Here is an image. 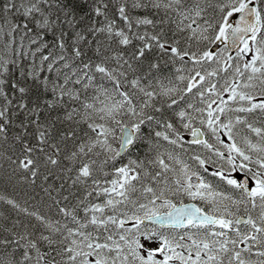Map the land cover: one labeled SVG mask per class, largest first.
<instances>
[{"label":"snow or ice","instance_id":"snow-or-ice-1","mask_svg":"<svg viewBox=\"0 0 264 264\" xmlns=\"http://www.w3.org/2000/svg\"><path fill=\"white\" fill-rule=\"evenodd\" d=\"M0 264H264V0H0Z\"/></svg>","mask_w":264,"mask_h":264}]
</instances>
